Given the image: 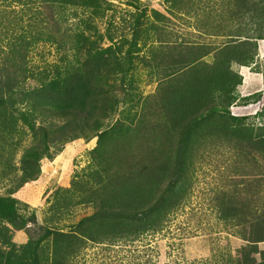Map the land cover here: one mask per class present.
Segmentation results:
<instances>
[{
	"label": "rangeland",
	"instance_id": "374dc122",
	"mask_svg": "<svg viewBox=\"0 0 264 264\" xmlns=\"http://www.w3.org/2000/svg\"><path fill=\"white\" fill-rule=\"evenodd\" d=\"M245 3L255 9L264 7V0ZM153 11L165 19H157ZM248 15L237 0H180L177 9L164 0H110L101 2L96 12L80 6L50 7L34 0H0V47H5L6 32L22 36L30 30L39 39L28 50L26 66L40 76L26 81L24 87L37 86L42 75L51 79L55 68L58 73L80 70L92 93L83 115L87 119L75 122V132H61L64 116L38 111L34 133L20 125L12 134L0 135V197L16 201L14 220L0 219V254L29 259L31 242L53 237L46 228L76 231L81 220L94 212L82 203L87 191L71 186L84 181L89 152L96 145V139L88 141L96 131V119H106L103 129L118 120L131 124L143 104L149 106L157 97L159 70L175 56L182 59V46L209 47L210 54L202 60L212 65L217 60L215 50L227 42L226 36L253 35L256 23L249 22ZM75 34L86 40L78 44V52L70 47ZM257 44L254 64L231 66L242 80L228 106L231 116L242 120L239 125L254 133L264 127V40ZM158 63L162 65L156 67ZM211 143L201 148L200 160L186 172L191 176L187 197L159 230L135 240L86 242L68 264H226L229 257H237L246 245L237 231L246 233L249 221L234 226L233 219L223 217L224 210L240 201L247 219L253 211L264 212V152L249 145L234 149ZM25 174L34 180L20 188ZM22 225L25 228L17 230ZM259 249L264 250V245ZM38 254L42 256V251Z\"/></svg>",
	"mask_w": 264,
	"mask_h": 264
},
{
	"label": "trees",
	"instance_id": "16d2710c",
	"mask_svg": "<svg viewBox=\"0 0 264 264\" xmlns=\"http://www.w3.org/2000/svg\"><path fill=\"white\" fill-rule=\"evenodd\" d=\"M21 1L24 0H11L12 3ZM34 1L59 8L89 7L96 12L101 2L110 0ZM164 1L171 9H177L180 3V0ZM245 1L237 0L239 9L249 14V22L256 23L251 30L253 35L236 33L239 28L233 32L235 35H225L227 42L215 50L217 60L212 65L202 60L210 54L209 47L194 43L182 46V59L175 56L159 70L157 97L151 105L143 104L131 124L127 126L118 120L106 131L109 127L103 129L102 125L106 119H96V131L92 132L91 139L86 138L88 141L96 139V145L89 152L84 181H75L71 186L87 191L82 203L92 206L94 212L82 219L71 233L46 228L45 232L53 237L31 242L33 250L27 249L29 259L0 254V264H68L86 242L103 244L116 238L135 240L159 230L191 190V176L186 172L200 160L201 148L209 141L214 146L241 149L249 145L253 151L264 152V127L254 133L252 128L239 125L242 120L231 116L228 107L242 80L233 72L232 64L250 67L258 56L257 42L264 40V7L255 9ZM152 13L157 19H165L157 11ZM137 22L138 18L135 25ZM45 23L50 21L46 19ZM4 36L5 47H0V135H10L20 125L34 133L38 111L64 116L66 122L59 128L61 132H75V122L87 119L83 115L92 102V93L81 71L58 73L55 68L54 77L48 79L42 75L37 86L25 88L26 81L40 76L26 66L28 50L39 39L30 30L22 36L14 32H6ZM75 37L70 47L78 52V44L84 45L86 40L80 34ZM130 45L137 48L135 41ZM65 46L62 47L65 49ZM31 180L34 179L25 174L20 188ZM15 202L11 196L0 197V219L14 220ZM240 203L226 204L223 217L233 219L234 226L249 221L250 228L246 233L237 231L246 245L238 250L237 257H229L226 264H264V250L259 249L260 244L264 245V212L253 211L247 219ZM24 228L22 225L17 230ZM44 241L50 250L42 245ZM41 251L42 256L38 254ZM255 255H259L257 260Z\"/></svg>",
	"mask_w": 264,
	"mask_h": 264
},
{
	"label": "clouds",
	"instance_id": "9594fccd",
	"mask_svg": "<svg viewBox=\"0 0 264 264\" xmlns=\"http://www.w3.org/2000/svg\"><path fill=\"white\" fill-rule=\"evenodd\" d=\"M242 68V67H241ZM243 68H246V67H243Z\"/></svg>",
	"mask_w": 264,
	"mask_h": 264
}]
</instances>
